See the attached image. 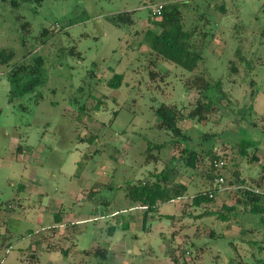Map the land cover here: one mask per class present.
<instances>
[{
	"label": "rangeland",
	"instance_id": "1",
	"mask_svg": "<svg viewBox=\"0 0 264 264\" xmlns=\"http://www.w3.org/2000/svg\"><path fill=\"white\" fill-rule=\"evenodd\" d=\"M172 1L185 28L208 32L204 63L189 71L157 61L167 73L153 82L146 65L158 30L150 19L155 5ZM120 12L134 22L116 25L111 18ZM6 52L13 58L0 63V206L7 214L0 264H176L170 250L181 264H264V214L238 196L239 185L264 173V0H43L18 7L0 0ZM36 56L44 61L41 83L12 96L8 71ZM205 67L207 79L222 81L226 99L207 124L180 121L191 136L180 144L203 154L193 169L172 146L174 137L156 126L154 109L173 103L186 115L199 97L186 79ZM115 74L124 76L119 87L109 83ZM149 142L166 144L154 151L165 162L178 155L176 179L189 189L145 218L128 188L164 167L145 160ZM211 146L226 163L220 184L203 183ZM210 189L212 201L192 204L195 193ZM223 205L237 206L228 221L207 214ZM55 216L62 228L52 227L61 226Z\"/></svg>",
	"mask_w": 264,
	"mask_h": 264
},
{
	"label": "trees",
	"instance_id": "2",
	"mask_svg": "<svg viewBox=\"0 0 264 264\" xmlns=\"http://www.w3.org/2000/svg\"><path fill=\"white\" fill-rule=\"evenodd\" d=\"M33 1L38 5L43 0H10V3L14 7H18L21 2ZM163 8L160 15H156L153 12V17L150 19L154 23L158 31L151 32V49L150 53L155 58L151 59L146 65L149 69V73L153 82H157L156 78L161 77L159 80H164L165 72L157 70V61L169 60L189 71H196L204 63V48L206 47L209 39L208 32L200 31L198 28H185L184 16L182 11L178 7V2L162 3ZM111 20L116 25L128 24L133 21V18L129 12H120L114 15ZM13 58L12 52H6V54L0 53V63H7ZM43 58L36 56L32 60L27 62H21L12 66L8 71V79L13 85L12 96L18 94H24L29 91H33L38 84L42 81V68ZM123 74H115L109 83L113 86L119 87L123 81ZM164 78V79H163ZM186 85L189 90L195 89L198 91L199 97L197 99L196 106L184 115L182 107H179L173 103H162L158 107H155V114L157 117L156 126L161 130H166L174 137L172 146H177L181 150L182 157L186 159V166L198 169L199 162L201 161V151L191 149L187 145L182 146L180 140L188 142L191 136L186 132L185 128L181 126L180 121L186 117L190 121L198 124H207L213 114L218 113L225 105L226 94L223 89L221 80L210 81L207 79V68L205 67L201 72H198L193 77L186 79ZM208 137V134H204ZM242 144V143H241ZM166 144H152L148 143L145 150V160L163 161L164 167L154 171H150L149 175L145 178H141L137 183L132 184L128 188V196L131 200L140 203L145 207V218L148 213L157 210L160 204L170 201H175L184 197L189 189V186L185 183L177 181L180 170L177 165L174 164L178 158L176 153H173L169 159V162H165V159L160 154L154 153L155 150H162ZM174 147H171L172 149ZM169 149V150H170ZM240 152L246 153V149L240 146ZM183 154V155H182ZM186 156H185V155ZM209 157L210 169L206 170V176L209 177V181L203 183H209L213 185L215 182L220 184L219 177L221 176V169L226 165L223 158L219 157L216 152L213 151L211 146L206 154ZM221 166H219V164ZM264 168V166H263ZM211 170V171H210ZM214 171H218L217 174H213ZM198 173L203 174L202 171ZM240 192L238 193L239 202L245 204V207L250 206V211L254 214H264V173L256 180L253 185H239ZM238 188V189H239ZM210 193H214L211 197ZM216 189H210L207 191H199L193 195L192 204L200 205L203 202L212 201L215 197ZM237 206L223 205L221 209L209 212L207 214H215L219 219L228 221L230 214L236 210ZM56 223L63 224L62 219L56 217ZM64 226V224H63ZM62 226V227H63ZM53 228H62L55 224ZM64 230L59 231L60 234H64ZM58 233V234H59ZM0 234H2L0 232ZM54 245H47L48 249H52ZM68 255V250H64ZM97 255L106 258L107 250L97 248L94 251ZM167 255L174 259L176 264H181L179 258L175 256L174 250L168 251ZM199 256L196 260L199 259ZM33 260L39 261L36 254H32ZM236 259V258H232ZM237 261V260H236ZM183 264H190L187 261H183ZM240 262V261H238ZM104 264V263H98ZM217 264V263H215Z\"/></svg>",
	"mask_w": 264,
	"mask_h": 264
},
{
	"label": "built area",
	"instance_id": "3",
	"mask_svg": "<svg viewBox=\"0 0 264 264\" xmlns=\"http://www.w3.org/2000/svg\"><path fill=\"white\" fill-rule=\"evenodd\" d=\"M162 8H163V4L162 3H159V4L155 5V7L153 9L154 14L160 15L161 14V11H162ZM221 164H223V162H221L219 164V166H221ZM224 180H225V178L221 175L219 177V182H223ZM263 195H264V190H263ZM210 196L213 197L214 196V193H210Z\"/></svg>",
	"mask_w": 264,
	"mask_h": 264
},
{
	"label": "crops",
	"instance_id": "4",
	"mask_svg": "<svg viewBox=\"0 0 264 264\" xmlns=\"http://www.w3.org/2000/svg\"><path fill=\"white\" fill-rule=\"evenodd\" d=\"M6 215H7L6 212L3 211V210L1 209V206H0V224H1V225H5L4 222L7 221L6 218H5ZM60 225H61V227L63 226V224H60Z\"/></svg>",
	"mask_w": 264,
	"mask_h": 264
}]
</instances>
